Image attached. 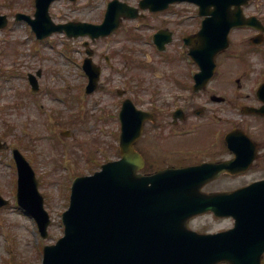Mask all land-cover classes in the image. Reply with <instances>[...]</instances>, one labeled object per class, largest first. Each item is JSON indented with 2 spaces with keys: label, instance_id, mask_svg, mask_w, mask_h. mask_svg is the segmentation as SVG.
<instances>
[{
  "label": "rangeland",
  "instance_id": "rangeland-1",
  "mask_svg": "<svg viewBox=\"0 0 264 264\" xmlns=\"http://www.w3.org/2000/svg\"><path fill=\"white\" fill-rule=\"evenodd\" d=\"M79 2L88 7L92 4V0H79ZM103 5L104 0H98L94 4L96 7L76 11L75 8L71 9V4L59 1L53 5L51 14L56 22L72 20L98 22L102 18ZM34 11L33 0H0V14H7L10 18L9 26L4 30H0V135L10 144L7 151L0 152V193L10 199L12 203L9 207L0 209V264H41L43 247L46 244L56 243L62 237L64 233L62 214L69 206V186L73 181L70 177L80 172L92 173L98 168L93 162L96 158L100 161L109 158L106 149L109 138L104 136L102 130L103 128L108 130L109 124L99 121V118H104L110 112L113 102L117 104L120 102L118 97L114 95V84L108 85L112 71L107 67L103 54L112 55L113 63L118 64L120 67V74L117 77L121 78L124 63L122 64L121 59L118 57L122 47L127 44L125 43L124 34L117 33L94 43V48L99 51L96 62L102 63L106 70L102 78L104 89L98 91L93 97H85V100H82L83 106L77 107V104H75L73 108L67 109L66 99L77 101L75 99L76 93L72 90L76 83L73 82L84 80L78 73L70 71L68 66L71 60L80 61L82 56H85L82 43L87 39H68L64 33H58L53 36L51 41H36L37 38L27 23L14 20L17 12L32 14ZM250 34L251 32H245L233 36L231 50L218 58L220 63L219 76L213 80L208 89L209 92L224 96L228 95L230 103L243 104L248 102L246 99H240L243 102L236 100L239 97L238 93L241 92L237 79L241 77L240 69H243V64L239 63L236 55L251 52V49L243 43ZM141 49L143 53L146 50L144 46ZM142 52L137 54L135 63L140 64L141 62L144 66H140L141 69L131 70V75L142 72L147 75V86H161L164 91H181V89H184L181 87L182 82L179 83L181 85L180 89L176 86V89H174L172 83L167 80L163 82L160 80L163 79V75H167L185 81L187 74L181 70V68L185 70L183 68L185 61L181 62L179 60L174 65H169L164 60L159 59V54L153 50L150 51L149 61L147 62ZM256 54H258L257 51L250 53L246 59L251 65L259 64L257 65L258 69H262L261 56ZM39 68L44 71L43 77L40 79L41 89L43 90L41 94L36 96L37 102L34 107L33 101L35 99L26 95L28 91L26 75L28 72L35 73ZM189 68L192 69V66H189ZM144 69L147 72H143ZM194 69L196 70V67ZM12 72L18 74L13 77ZM257 76H259V73L251 75L252 80L244 84V91L251 90ZM132 85L133 94H136V90H139L140 85L138 83ZM142 92L146 93L143 90ZM136 98L138 99L137 94ZM201 101L198 100L197 102ZM13 103L18 105V109L8 111V114L2 115L3 106H12ZM42 103H47L43 111L40 108ZM227 106H223V110ZM51 107L53 112L49 111ZM115 110L116 108H114ZM79 111L86 116L85 121L74 125L70 121L71 117ZM224 116L230 119V129L240 119V114L233 103L227 108ZM57 118L60 120V125L57 124ZM244 124L246 129H254V139L258 142L261 141L262 143H260L263 144L259 161L246 175L220 180V182L209 186L207 190L221 188L222 186L231 190L264 178V120L259 122L256 119L247 118ZM10 125L14 127V130L5 136L7 126ZM211 127L214 128V125L211 124ZM64 129L72 131L71 137L61 139L60 131ZM208 142L206 139L201 144L206 143L208 145ZM16 143L18 148L30 159H33L31 162H34L32 164L36 168L40 190L46 199V208L52 215L53 223L50 227V237L48 239L41 237L34 220L14 203L16 200V187H12V181L16 180L17 175L12 148ZM100 145L102 149L100 152H96ZM72 150L78 151L80 157L75 156ZM63 154L66 156H63ZM93 155L94 157H92ZM69 157L72 161L69 164L71 174L66 177L61 166ZM205 158H207L206 152L198 153L196 151L189 154L186 161L197 162ZM170 163H176V161ZM13 185L15 186V183ZM232 225L233 221L231 219H216L212 215H201L190 222L192 229L202 233L220 232L229 229Z\"/></svg>",
  "mask_w": 264,
  "mask_h": 264
},
{
  "label": "water",
  "instance_id": "water-1",
  "mask_svg": "<svg viewBox=\"0 0 264 264\" xmlns=\"http://www.w3.org/2000/svg\"><path fill=\"white\" fill-rule=\"evenodd\" d=\"M52 1L37 0L38 21L32 23L36 30L48 23L47 10ZM246 1L220 0L218 4L224 8L219 10L225 18L240 24L242 16L231 17L225 6H240ZM3 26L5 21L0 17ZM46 27L52 30L49 24ZM231 27L224 28L223 34L204 35L203 45L193 49L202 68L198 85L206 84L214 75L216 56L228 47ZM243 137V142L230 145L237 158L224 168L231 172L241 165L246 170L254 159L247 152L253 144ZM139 157L126 149L123 160L104 166L103 172L93 177L76 180L71 208L64 215L66 237L58 245L46 247L44 264H261L264 182L209 195L200 192L213 179L208 177V165L142 176L137 174L143 165ZM36 184L24 168L20 203L46 236L50 221ZM209 210L234 217L235 228L218 235H200L187 228L190 217Z\"/></svg>",
  "mask_w": 264,
  "mask_h": 264
},
{
  "label": "flooded vegetation",
  "instance_id": "flooded-vegetation-1",
  "mask_svg": "<svg viewBox=\"0 0 264 264\" xmlns=\"http://www.w3.org/2000/svg\"><path fill=\"white\" fill-rule=\"evenodd\" d=\"M133 1V0H130ZM259 1L264 0H254L251 3H257ZM170 5V6H169ZM168 5V8L163 11L159 12H151L149 10H146L143 13V17L141 20L137 21V27H141L140 29H137L139 31H148L152 32L150 34H156L158 31H162L163 37L162 40L166 44V52L171 51H177V41L176 36L183 35V38L188 35H195L199 32V30L202 27L204 16L201 15L200 6L197 4V0H191L187 2L182 3H171ZM181 5H188V7H185L183 10H178V6ZM257 11H253L250 14V16H256L255 14ZM262 23L264 24V18L260 19ZM248 28V27H247ZM244 28H236L233 30V32L237 30H243ZM254 30V29H252ZM167 96L157 99L153 98L152 101L146 103V107L155 106V105H162L164 107H170L177 103V101L181 100V95L177 93H166ZM203 94V93H202ZM201 94V95H202ZM256 99L253 100V106L261 107L263 105V102L259 99L257 93ZM184 100L183 105L185 108L190 109L193 100L191 97H182ZM164 111V109H161ZM153 111V109H152ZM160 115V119L158 121V124L156 125V131L158 133L157 140L158 144H144L142 147L146 151V153L149 156H152L154 158L159 157H170L174 154H179L178 151L181 150V147H176L175 144L171 142L172 136L169 135L170 129L166 128V125L170 122L168 121V113H158ZM254 117H263L259 115H254ZM187 120V117L184 121ZM178 128H185V125H181L179 123L175 124ZM217 131L221 130L219 128H216ZM164 132H167V134H164ZM226 148V147H225ZM224 143L220 141V147L217 149V152L213 155L215 159L221 158L225 156ZM224 155V156H223ZM228 157L225 156V159Z\"/></svg>",
  "mask_w": 264,
  "mask_h": 264
}]
</instances>
